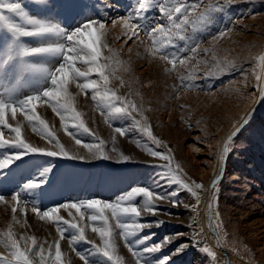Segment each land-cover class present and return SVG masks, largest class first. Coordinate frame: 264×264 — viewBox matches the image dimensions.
Returning a JSON list of instances; mask_svg holds the SVG:
<instances>
[{
  "label": "rangeland",
  "instance_id": "1",
  "mask_svg": "<svg viewBox=\"0 0 264 264\" xmlns=\"http://www.w3.org/2000/svg\"><path fill=\"white\" fill-rule=\"evenodd\" d=\"M11 2L21 3L28 15L57 21L69 31L88 19H106V40L113 50V60L108 72L109 86L116 89L118 94L127 95L138 107L142 105V115L153 135L167 145L157 147L138 131L131 118L112 120L114 127L128 130L123 137L113 133L104 122L101 112L94 109L91 93L86 96L79 93L75 85H71L70 91L77 94V110L84 113L83 119L90 130L106 141L105 150L112 159L82 162L43 156L25 157L26 163L16 173L17 178L23 173L24 179H30L42 168L52 165L49 183L44 185L51 198L41 201L39 207L46 209L74 198L112 201L133 186H151L154 174L163 170L156 165H165L168 161L148 155L142 147H137L135 141L139 140L141 145L148 144L155 151L170 155L171 167L183 180L189 184L194 181L203 186L196 190L199 205L196 204L197 197H193L187 190H180L177 199L181 203L178 206H173L168 200H156L155 203L160 209L158 212L142 213L141 222L163 221L159 227L153 225L139 233V236H143L154 232L155 236L149 243L160 241L165 236L174 237L176 233L184 234L163 247L160 252L145 254L150 261L170 256L168 264H264V99L261 98L256 79L257 75H264V63L259 60V56L264 54V0H232L223 12L214 13L213 23L206 30L197 32L195 42L190 43L188 50L179 53L185 64L180 65L177 61L175 69L168 64L167 67L173 69L170 72L163 71L165 61L147 55L146 49L152 46L150 38L141 33L129 40L130 30L119 23L118 27L111 24L112 18L127 15L128 11L137 7V0H48L50 6L46 7L38 4L36 0ZM157 2L162 3L164 0ZM180 2L198 4L196 12L199 13L208 4L219 5L224 0ZM4 14L9 15L6 11ZM147 15L148 22L153 26L157 17L160 18L159 23H167L156 7L151 8ZM12 19L22 23L14 15ZM227 28L232 31H226ZM221 29L226 31L224 37H219ZM184 34L191 35L190 26ZM214 36L217 39L213 40ZM43 43L45 38L40 37H24L13 41L7 29L0 25V64L10 49L14 56L7 65H0V95H6V90L13 87L17 97L35 94L47 87L48 80L45 75L39 72L24 73L21 61L15 57L20 47H37ZM177 44L184 47L185 42L178 40ZM197 44L199 47L194 54L191 48L197 47ZM104 54L109 53L105 50ZM59 61L60 57L56 55H37L25 59L26 63L49 72ZM228 61L233 62L234 66H229ZM218 68L222 70L218 71ZM190 73L194 78L185 80L182 85L180 77H188ZM116 77L123 79V87ZM90 78L98 79L95 75ZM36 112L46 120L61 143L72 149L79 147L71 137L65 135L60 128L59 116L51 108L38 102ZM246 114H251L249 122L230 142L232 151L221 163L219 153L223 150L224 141L234 127L240 126V118ZM133 116L144 123L141 115L134 112ZM7 119L13 126L18 121L23 122L22 136L27 142L38 147H53L32 131L20 113H17L16 120L11 118L10 113ZM3 131L5 139H10L8 130ZM113 135L116 136L115 148L118 152L132 157L130 162H116L117 153L112 151ZM80 138L83 142L95 143L93 137L86 134ZM5 150L0 149V152ZM79 150L85 152L82 148ZM176 165L180 166L179 170ZM213 180L216 181L215 185ZM177 187L173 184L168 191ZM155 191L162 189L157 188ZM214 194H218V200H214ZM141 199L142 197H136L134 202L139 205ZM210 203L211 209L208 207ZM184 204L195 205L196 211L191 207L185 208ZM13 206L17 204L11 201V193L8 192L5 201L0 202V232H6L8 224L12 222ZM17 207L15 219L18 222L12 225L17 238L20 235L35 236L45 249L48 243L60 239L56 226L40 220L31 211L30 205L24 206L23 213ZM58 214L66 220L75 218L79 222L75 209H60ZM111 223L114 227L115 222ZM120 231L115 229L118 254L124 258L126 264H136L135 257L128 251L120 236ZM70 235L71 230L65 233V237ZM85 235L99 243V237L91 232V228L86 229ZM189 240L193 245L199 242V247L191 246L180 254H172L177 245ZM21 244L23 246L24 242ZM60 244L65 254V264H69V261L71 264H83L68 246L67 239L60 240ZM144 246L133 245L141 251ZM75 247L83 252L90 249L91 245L81 241ZM204 248H208L211 254L205 253ZM0 254L7 255L3 247H0ZM93 264H101V261L96 258Z\"/></svg>",
  "mask_w": 264,
  "mask_h": 264
},
{
  "label": "snow or ice",
  "instance_id": "2",
  "mask_svg": "<svg viewBox=\"0 0 264 264\" xmlns=\"http://www.w3.org/2000/svg\"><path fill=\"white\" fill-rule=\"evenodd\" d=\"M42 6H50L48 0H36ZM232 0H224L223 4L207 5L203 12H196L199 5L196 3H181L180 0H164L158 3L157 0H137V7L128 11L127 15L112 18L111 24L116 26L119 23L123 28L131 31L128 39L138 37L141 33L150 38L151 47L146 49L150 58L158 57L160 61H165L164 72H170L176 67L178 61L180 65L185 64V60L179 57L189 49L190 43L195 42L197 32L206 30L207 26L213 23V14L221 13L225 6L229 5ZM156 7L159 9L161 16L166 18L167 23H159V17L155 18L154 26L150 24L148 11ZM6 11L9 15H5ZM18 17L22 23H17L12 16ZM107 17V13H105ZM195 17V18H192ZM107 20L88 19L79 27L70 31L63 28L61 24L54 20L40 19L28 15L19 2L11 0H0V25L5 27L11 34L13 41H19L24 37L45 38V43L37 47H20L15 53L21 61L22 71L24 73L39 72L47 77L48 85L43 90L35 94H28L22 97L15 95V87L7 89L6 95H0V149H6L0 152V202L5 201V195L11 193V201L16 202L19 211L24 212V206H31V211L36 214L40 220H46L56 226V231L60 239L48 243L47 249L41 244L35 236L20 235L17 238L12 230L13 223H16L15 214L18 207H12L13 219L8 224L6 232H0V247L5 249L7 255L0 254V264H65L64 253L61 250L60 240L67 239L68 246L76 254L83 264H93L94 259L98 258L101 264H126L123 257L118 254V248L115 241V229H120V236L124 239L128 251L135 257L136 264H168L170 256H163L157 261H150L145 254L160 252L163 247L171 244L174 239H179L182 233H176L174 237L165 236L162 240L155 243H149L155 236L154 232L147 235L139 236L146 228L153 225L159 227L163 221H145L141 222L142 213L155 214L159 206L156 200H168L173 206L181 203L177 198L180 190H187L193 197H197L196 204H200L197 189L203 186L194 181L189 184L183 180L176 171L171 167L172 157L167 153L155 151L148 144L141 145L139 140L135 143L137 147L143 150L153 158H159L162 161H168L165 165H156L157 168L163 169L154 174L151 186H133L129 191L117 196L112 201H105L100 198L73 199L65 201L46 209H41L39 203L45 199H50L51 194L44 185L49 183V176L52 174V165L42 168L38 173L32 175L30 179H24L23 173L17 178L16 173L22 164L26 163L25 157L43 156L60 158L63 160H79L89 162L96 159H112L105 150L106 141L99 135L92 132L83 119L84 113L77 110L76 93L70 91V86L75 85L79 93L88 95L93 102L94 109L99 110L104 117V122L108 124L113 133H118L121 137L127 135V129L114 127L112 120L131 118L133 124L141 134L147 136L157 147L164 146L156 136L153 135L151 127L147 124L146 118L143 117L142 105L138 107L127 95H120L118 91L110 87V76L108 75L113 60V50L107 44L106 28ZM191 27V35H185L188 27ZM226 31L231 32V28ZM225 29L219 31V37H224ZM127 35V32L125 33ZM55 38V39H53ZM217 37H213V40ZM184 41V47H180L177 41ZM197 47L191 48L192 53L197 52ZM105 50L109 53L105 55ZM207 52L208 50L205 49ZM56 55L60 61L49 72L43 68L26 63L25 59L32 56ZM14 56L9 54L5 57L2 64L7 65ZM260 62L264 63V54L259 56ZM118 62V61H117ZM168 64L173 69L167 67ZM229 66H234L233 62L228 61ZM2 67V66H0ZM221 71L222 69H217ZM97 76L98 79L90 78ZM214 75V73H208ZM192 73L188 77H180L181 84L185 80L193 79ZM120 86H124V81L120 77ZM257 87L259 88L261 98L264 99V75H257ZM46 104L51 110L59 116L60 128L65 135L71 137L76 149L66 147L57 138L55 132L50 129L49 124L41 118L36 112L37 103ZM141 115V120H137L133 113ZM16 120L17 113H20L24 121H27L32 131L47 140L53 145L51 149L35 146L27 142L22 136V121H18L15 126L8 122V115ZM251 114L241 117L239 127H234L227 139L224 141L223 150L219 153V161L223 163L225 157L232 151L233 138L236 137L241 128L249 122ZM3 129H7L10 139H5ZM93 137L95 143L83 142L80 137L84 135ZM116 136H112V151L117 153V163L130 162L132 157L118 152L115 148ZM82 148L85 152H81ZM19 162V163H18ZM15 166V167H13ZM179 170L180 166L176 165ZM163 181V183H161ZM213 185L216 181L213 180ZM175 184L178 187L172 191L168 188ZM11 185V187H10ZM162 191H155V189ZM38 193V194H37ZM136 197H142L140 204L134 201ZM214 200H218V194H214ZM24 205V206H21ZM185 208L191 207L196 211L195 205L184 204ZM209 209L212 204H209ZM60 209H75L76 215L79 216V222L66 220L59 215ZM110 213V216L108 215ZM171 215V213H168ZM69 215L71 213L69 212ZM218 215V213H217ZM87 216V222H85ZM111 221L115 222V226ZM66 226V227H65ZM91 228V232L99 237V243L88 239L85 235L86 229ZM71 230V235L65 237V233ZM138 237V239H133ZM132 238V239H130ZM24 242L22 246L21 242ZM85 242L91 245L90 249L81 252L75 245L78 242ZM133 245H145L141 250ZM191 246L199 247V242L193 245L189 240L186 243L179 244L173 250V255L182 253ZM54 249V251H53ZM205 253H210L208 248H204ZM71 264V261H69Z\"/></svg>",
  "mask_w": 264,
  "mask_h": 264
},
{
  "label": "bare ground",
  "instance_id": "3",
  "mask_svg": "<svg viewBox=\"0 0 264 264\" xmlns=\"http://www.w3.org/2000/svg\"><path fill=\"white\" fill-rule=\"evenodd\" d=\"M120 25V24H119ZM117 27H118V24H117ZM208 186L209 184L206 186V189L208 190ZM207 190H206V195H207ZM207 199V198H206Z\"/></svg>",
  "mask_w": 264,
  "mask_h": 264
}]
</instances>
